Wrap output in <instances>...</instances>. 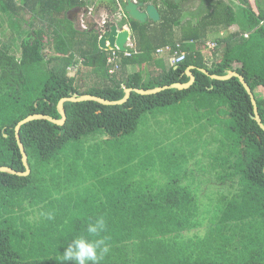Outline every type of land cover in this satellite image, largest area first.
Returning <instances> with one entry per match:
<instances>
[{"label": "trees", "instance_id": "trees-1", "mask_svg": "<svg viewBox=\"0 0 264 264\" xmlns=\"http://www.w3.org/2000/svg\"><path fill=\"white\" fill-rule=\"evenodd\" d=\"M88 4L0 0V165L25 171L16 125L34 113L60 118L63 97L88 93L119 100L123 83L149 89L188 82L191 65L196 82L187 89L133 92L117 105L68 101L64 125L44 119L24 124L32 171H0V264H60L63 247L99 216L111 246L101 264H264V130L252 118L251 97L238 77L212 79L199 69L243 74L264 121V95L257 90L264 89V0L212 1L196 26L183 27L180 48L173 36L180 21L167 11L159 25L133 21L144 58L166 45L187 52L159 76L150 73L151 81L139 71L126 73L136 58L124 57L110 73L111 51L99 46L101 31L79 30L70 15ZM110 4L112 12L119 10L117 0ZM45 33L54 43L49 57ZM210 41L217 43L212 61L204 52ZM80 64L71 76L69 69ZM88 77L92 83L85 86ZM187 101L197 114L185 121L208 128L200 138L205 144L198 174L177 161L164 165L143 143H129L158 108ZM205 180L217 183L206 194L200 190ZM41 211L55 218L47 220Z\"/></svg>", "mask_w": 264, "mask_h": 264}, {"label": "rangeland", "instance_id": "rangeland-1", "mask_svg": "<svg viewBox=\"0 0 264 264\" xmlns=\"http://www.w3.org/2000/svg\"><path fill=\"white\" fill-rule=\"evenodd\" d=\"M103 0H88L89 7H83L79 10H72L70 11L71 17L74 19L76 27L79 30H85L89 27H94L95 29L98 28V22H101L104 17L107 15V11L109 8H106L105 4L108 3V0L105 2H99ZM193 0H189V2H192ZM196 2L192 3V7L196 6L198 3V19L201 17L202 14H204L207 11H210L212 8L211 4L214 0H207V2H204L205 0H195ZM228 1V0H225ZM262 1V0H261ZM169 2L172 3L170 0ZM180 3H183L184 5L188 4L185 0H181ZM185 5V9H187L190 5ZM109 7V6H107ZM86 10V12H84ZM90 12L92 14H90ZM73 13V14H72ZM186 16V14H183ZM30 14L26 13V17L29 18ZM111 19V17L109 18ZM115 20V19H113ZM111 22V21H110ZM36 28H39L40 23H36ZM26 28H29L26 25ZM235 28V27H234ZM45 36L48 37L49 41L47 42V57L50 55L55 54V51L53 49V40L51 39V36L47 33H45ZM213 42V41H210ZM213 50L209 49L206 53V58L210 59L209 61H212L213 59ZM17 54L19 52L17 51ZM82 64L77 65L75 68H70L69 74L71 76L75 75L77 72V69L81 67ZM83 67V66H82ZM88 72V70H84V72ZM84 82L85 86H89L92 83L91 78H86ZM258 93L264 95V89L259 88L257 89ZM197 114V108L194 103H191L190 101L184 102L179 104L177 107H160L158 108L154 114H150L151 122H153V125L146 124L145 126V120L141 123L142 130L138 132L137 135H135L133 138L129 140V143H135L139 144L143 143V147L149 149L153 153H156V156L161 155L162 161L164 165H167V161H169V165L173 164L171 161H177L183 166H187L188 168H194L195 172L198 174V151L201 155L203 151V145L204 142L200 141L202 136H207L208 132L205 127V125L202 123L198 126V120H193L190 124H188L186 120V115H196ZM149 119V120H150ZM140 126V127H141ZM143 131V133H141ZM143 134V135H141ZM149 135L150 139L144 138L142 136ZM107 137L106 135H103L101 138ZM155 142V143H154ZM212 143L211 141L209 142ZM199 146V147H198ZM88 146L84 149H86ZM199 148H202L199 150ZM161 163V162H159ZM206 179V178H204ZM217 182V181H216ZM206 181L201 184L200 190L206 194L207 192H211V189L217 185V183ZM203 194V195H204ZM209 194V193H208ZM33 216V215H32ZM202 230V229H201Z\"/></svg>", "mask_w": 264, "mask_h": 264}, {"label": "water", "instance_id": "water-1", "mask_svg": "<svg viewBox=\"0 0 264 264\" xmlns=\"http://www.w3.org/2000/svg\"><path fill=\"white\" fill-rule=\"evenodd\" d=\"M153 0H145V1H137V0H126L125 5L123 7L126 17L130 20H134L139 23H146L149 20L159 21L161 19V13L159 8L152 3ZM134 37V29L133 25H118V23H114L111 26L106 27L101 31L99 37V46L104 50H127V43ZM196 69L195 65H191L187 68L186 74L190 76V80L188 82H176L173 84L158 86L155 88H140V87H128L127 85H123L125 89V96L119 100H111L105 97L94 95V94H80L74 93L70 96L63 97L58 104V111L61 115L60 118L54 117L49 114L44 113H34L26 118L22 119L15 127V134L16 139L22 153V160L25 166V171L14 169L8 165H0V171L8 172L11 174H16L20 176L29 175L32 171L30 162H29V155L26 151L25 144L22 140L21 136V128L24 124L37 120V119H44L51 121L57 125H64L68 119L67 110L65 107V103L68 101L71 102H80V101H96L104 105H117L123 104L131 98L133 92H137L144 95L155 94L165 89L170 88H177V89H187L191 87L196 82V75L194 74L193 70ZM202 72L209 75L212 79L217 80H227L233 77H238L242 84L244 85L245 89L249 93L251 97V101L254 108V113L252 114V118L255 119L260 127L264 130V121L259 111L258 101L252 90L250 84L246 80L243 74L237 72L236 70H230L226 75H218L215 73H211L206 68H199Z\"/></svg>", "mask_w": 264, "mask_h": 264}, {"label": "crops", "instance_id": "crops-1", "mask_svg": "<svg viewBox=\"0 0 264 264\" xmlns=\"http://www.w3.org/2000/svg\"><path fill=\"white\" fill-rule=\"evenodd\" d=\"M154 1L160 7V11H162V10L164 12L167 11L171 16H175L174 18L179 19V21H180L179 24L175 25L173 28V36L176 38V40L178 42L177 43L178 48H180L181 43H180L179 39L183 34L182 33L183 27L188 25V24H190L191 26L192 25L196 26L198 24V3L196 6L192 7V3L196 2V1L193 0L192 2H189V0H185L186 3H188L190 5L187 9H185L186 4L184 5L183 3L175 6L174 8H171V7H167L161 0H157V1L154 0ZM99 2H105V0L99 1ZM237 2L239 3V0H237ZM118 4H120V3H118ZM110 5H109V2L107 4H105L106 8H109V10L107 11V15L104 17L107 20H109L110 15H112V11H111L112 5L111 6ZM107 6H109V7H107ZM183 14H186V16H184ZM161 20H162V18L159 21L149 20L148 22L150 24H153V25H159V22ZM231 29L236 30L237 26L234 25L231 27ZM157 32L153 31L152 33L158 34ZM137 34L138 33L134 31V37L132 39H130L129 43L127 44L128 50L132 52V55H130L127 58H131V59L136 58L137 60L134 62L127 63L125 66V70H126V73H128V74H133V73L138 72V71L142 72L144 80L148 79L151 81L153 79V76L157 77V75L159 73L163 72L165 69H168L170 67V65H173L171 62V56L174 52L180 51V50L178 48L174 49L172 47V45L162 46V47L158 48L155 53H153L152 57H149L146 59L142 56L143 53L140 51V49L138 47V40H137L138 35ZM189 43L191 44V43H196V42L191 41ZM165 47H168L170 49V51L164 50L163 48H165ZM159 49H163V50L159 51ZM208 50L205 49L204 52H207ZM180 52H186V51H180ZM186 54H187V52H186ZM150 73H153L154 75L151 76ZM123 85H126V84L123 83L122 87H123ZM149 122H150V124H149L150 126L153 125V122H151V119L149 120Z\"/></svg>", "mask_w": 264, "mask_h": 264}, {"label": "clouds", "instance_id": "clouds-1", "mask_svg": "<svg viewBox=\"0 0 264 264\" xmlns=\"http://www.w3.org/2000/svg\"><path fill=\"white\" fill-rule=\"evenodd\" d=\"M40 215L47 220L55 218L52 211H41ZM106 227L103 216L90 218L81 233L63 247V253L59 257L60 264H101L111 248L109 237L103 235Z\"/></svg>", "mask_w": 264, "mask_h": 264}, {"label": "built area", "instance_id": "built-area-1", "mask_svg": "<svg viewBox=\"0 0 264 264\" xmlns=\"http://www.w3.org/2000/svg\"><path fill=\"white\" fill-rule=\"evenodd\" d=\"M217 46L216 42H209V49H214ZM164 50H169L168 47L163 48ZM163 49H159V51H162ZM110 54L108 56V64L110 65V73L114 74L118 71V69L121 66V61L124 57H129L132 55V52L128 50H110ZM186 52H180L176 51L171 56V62L173 65H178L179 63L183 62L186 59Z\"/></svg>", "mask_w": 264, "mask_h": 264}, {"label": "flooded vegetation", "instance_id": "flooded-vegetation-1", "mask_svg": "<svg viewBox=\"0 0 264 264\" xmlns=\"http://www.w3.org/2000/svg\"><path fill=\"white\" fill-rule=\"evenodd\" d=\"M106 1V0H105ZM110 1L111 0H108V2L110 3ZM124 1H126V0H124ZM137 1H145V0H137ZM157 1V0H156ZM167 7H169L170 6V4H171V2H169L170 0H161ZM172 1V4L174 5V6H177V5H179V4H181L180 3V1L181 0H171ZM117 2L118 3H120L119 4V11H117V12H112V15H110V17H111V19H109V20H107V19H103L101 22H98L99 24L97 25L98 26V28H97V30L98 31H102L103 29H105L106 27H108V26H111L112 24H114V23H118V25H125V24H128V25H133V21L134 20H130V19H128L127 17H126V13H125V11H124V9H123V7H124V5L121 3V0H117ZM152 3H154L158 8H159V10H160V7L156 4V2L153 0L152 1ZM170 7H172L173 8V6H170ZM79 9H81V8H78V9H76V10H79ZM84 12H86V10H84ZM160 13H161V18L163 17V15H164V11L162 10V11H160ZM73 14V13H72ZM90 14H92L91 12H90ZM70 15H71V13H70ZM113 19H115V20H113ZM111 21V22H110ZM154 21V20H153Z\"/></svg>", "mask_w": 264, "mask_h": 264}]
</instances>
